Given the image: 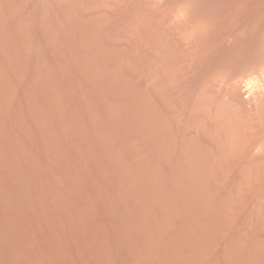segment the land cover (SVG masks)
<instances>
[{
    "label": "rangeland",
    "instance_id": "obj_1",
    "mask_svg": "<svg viewBox=\"0 0 264 264\" xmlns=\"http://www.w3.org/2000/svg\"><path fill=\"white\" fill-rule=\"evenodd\" d=\"M211 1L0 0V264H264L263 0Z\"/></svg>",
    "mask_w": 264,
    "mask_h": 264
},
{
    "label": "bare ground",
    "instance_id": "obj_2",
    "mask_svg": "<svg viewBox=\"0 0 264 264\" xmlns=\"http://www.w3.org/2000/svg\"><path fill=\"white\" fill-rule=\"evenodd\" d=\"M188 1H189V0H188ZM208 1H209V0H208ZM210 1H211V0H210ZM238 1H239V0H238ZM254 1H255V0H254ZM191 2H192V1H191ZM205 2H206V1H205ZM211 2H213V1H211ZM215 2H216V1H215ZM220 2H221V1H220ZM241 2H243V1H241ZM195 3H196V2H195ZM195 3H194V4H195ZM197 3H199V2H197ZM197 3H196V4H197ZM206 3H208V2H206ZM231 3H232V2H231ZM235 3H236V1H235ZM238 3H239V2H238ZM246 3H247V2H246ZM256 3H257V2H256ZM261 3H262V4H261ZM261 3H260V6L263 5V6H262L263 8H261V9L263 10V12L260 11L261 14H262V15L260 14V15H261V16H260L261 18H257V17H256L257 20H258V19H261V21H260V23H259V24H261V25H260L261 33H260V36H259L258 38H256V39H258V40L260 39V42L257 41V40H255L254 43L257 42V44H256L257 46H256V45H253V44H251V45L256 46V48H255V47H254L253 49L251 48L252 50L249 49V50L252 51V52L254 51V49H256V52H254V53H258V54H255V55H257V57H258V56L260 57L259 54H261V58H258L259 61L256 59V62L258 61V62H257L258 66H260V65H263V66H264V0H263ZM189 4H190V3H189ZM194 4H193V5H194ZM202 4H203V3H202ZM209 4H210V3H209ZM223 4H224V3H223ZM258 4H259V3H258ZM186 5H187V4H186ZM210 5H211V4H210ZM214 5H215V4H214ZM229 5H231V4H229ZM232 5H233V4H232ZM237 5H239V4H237ZM245 5H246V4H245ZM245 5H243V6H245ZM248 5H249V4H248ZM251 5H252V4H251ZM255 5H257V4H255ZM195 6H196V5H195ZM198 6H199V5H198ZM218 6H219V5H218ZM190 7H191V5L189 6V8H190ZM206 7H208V6H206ZM230 7H231V6H230ZM233 7H234V5H233ZM240 7L242 8V6H240ZM254 7H255V6H254ZM192 8H193V7H192ZM192 8H191V10L193 11ZM194 8H195V7H194ZM222 8H223V7H222ZM245 8H246V7H245ZM247 8H248V7H247ZM252 8H253V6H252ZM259 8H260V7H259ZM197 9H198V7H197ZM207 9H208V8H207ZM214 9H215V7H214ZM217 9H218V8H217ZM261 9H259V10H261ZM208 10H209V9H208ZM222 10H224V8H223ZM212 11H213V10H212ZM217 11H218V10H217ZM220 11H221V9H220ZM220 11H219V12H220ZM190 12H191V11H190ZM193 12H194V11H193ZM202 12H203V10H202ZM214 12H215V11H214ZM214 12H213V13H214ZM260 12H259V13H260ZM194 13H195V12H194ZM199 13H200V11H199ZM208 13H209V12H208ZM254 13H257V12H254ZM177 14H178V13H177ZM197 14H198V13H197ZM197 14H196L195 17H197ZM203 14H204V13H203ZM209 14H210V13H209ZM194 15H195V14H194ZM205 15H206V14H205ZM253 15H254V14H253ZM200 16H201V15H200ZM207 16H208V15H207ZM207 16H206V17H207ZM216 16H217V15H216ZM192 17H193V16H192ZM208 17H209V16H208ZM208 17H207V18H208ZM252 17H253V16H252ZM177 18H178V16H177ZM193 18H194V17H193ZM197 18H198V17H197ZM210 18H212V16H211ZM256 18H255V19H256ZM170 19H171V18H170ZM194 19H195V18H194ZM194 19H193V20H194ZM198 19H199V18H198ZM200 19H201V18H200ZM255 19H254V20H255ZM175 20H176V19H175ZM177 20H178V19H177ZM177 20H176V21H177ZM251 20H252V19H251ZM203 21L205 22V20H203ZM210 21H211V19H210ZM255 21H256V20H255ZM198 22H199V21H198ZM249 22H250V20H249ZM251 22H252V21H251ZM206 24H207V23H206ZM253 25H254V24H253ZM152 26H153V24H152ZM154 26L156 27L155 23H154ZM253 28H254V27H253ZM254 29H256V26H255ZM156 30H157V29H156ZM259 30H260V29H259ZM153 32H154V30H153ZM155 33H156V32H155ZM256 33H257V32H256ZM150 34H151V31H150ZM157 35H158V34H157ZM232 35H234V34H232ZM238 35H239V34H238ZM252 35H253V34H252ZM257 35H259V34H257ZM257 35H256V36H257ZM249 36H250V35H249ZM249 36H248V37H249ZM253 36H254V35H253ZM153 37H154V36H153ZM235 37H236V36H235ZM157 38H158V37H157ZM240 38H241V37H240ZM240 38H239V39H240ZM251 38H252V36H251ZM249 39H250V38H249ZM153 40H154V39H153ZM234 40H235V39H234ZM151 41H152V39H151ZM237 41H238V40H237ZM252 41H253V39H252ZM245 42H246V41H245ZM250 42H251V41H250ZM258 42H259V45H258ZM153 43H154V42H153ZM237 43H238V42H237ZM251 43H252V42H251ZM156 44H157V41H156ZM156 44H155V45H156ZM241 44H242V43H241ZM244 45H245V44H244ZM248 45H249V44H248ZM248 45H247V46H248ZM156 47H157V46H156ZM242 47H243V46H242ZM242 47H241V48H242ZM235 48H236V47H235ZM156 49H157V48H156ZM243 49H244V48H243ZM247 49H248V48H247ZM247 49H246V50H247ZM157 50H158V49H157ZM240 50H241V49H240ZM244 50H245V49H244ZM238 51H239V50H238ZM247 51H248V50H247ZM157 52H158V51H157ZM157 52H156V53H157ZM230 52H233V51H230ZM152 53H153V52H152ZM237 53L239 54V52H237ZM241 53H242V52H241ZM246 53H247V52H246ZM160 54H161V53H160ZM244 54H245V53H244ZM154 55H155V54H154ZM157 55H158V54H157ZM229 55H230V54H229ZM246 55H247V54H246ZM252 55H253V54H252ZM252 55H251V56H252ZM240 56H241V55H240ZM154 58H155V57H154ZM243 58H244V57H243ZM247 58H248V57H247ZM248 59H249V58H248ZM248 59H247V61H248ZM233 60H234V59H233ZM260 60H263V63H261L262 61L260 62ZM242 61H243V60H242ZM251 61H252V59H251ZM254 61H255V58H254ZM152 62H154V61H152ZM158 62H159V60H158ZM158 62H157V63H158ZM235 62H236V61H235ZM243 62H244V61H243ZM157 63H156V64H157ZM237 63H238V62H237ZM253 63H254V62H253ZM259 63H261V64L259 65ZM158 64H159V63H158ZM240 64H241V63H240ZM246 64H247V62H246ZM232 65H233V64H232ZM241 65H242V64H241ZM237 66H238V65H237ZM250 66H251V64H250ZM246 67H247V65H246ZM256 67H257V66H256ZM152 68H153V67H152ZM244 68H245V67H244ZM253 68L256 70V68H255L254 66H252V69H253ZM260 68H262V69H260L261 71H262V70L264 71V69H263L262 66H261ZM156 69H157V68H156ZM231 69H232V68H231ZM237 69H238V68H237ZM246 69H247V68H246ZM250 69H251V68H250ZM242 70H243V69H242ZM233 71H234V70H233ZM245 71H246V70H245ZM249 71H251V70H249ZM257 71H258V70H257ZM261 71H260V72H261ZM263 71H262V72H263ZM152 73H153V72H152ZM261 74H262V73H261ZM263 74H264V73H263ZM151 75H152V74H151ZM260 76H261V75H260ZM260 76H259V78H260ZM152 80H153V79H152ZM260 81H261V80H260ZM259 87H260V86H259ZM262 87H263V86H262ZM153 89H154V88H153ZM237 89H238V88H237ZM257 89H258V88H257ZM263 90H264V89H263ZM152 91H153V90H152ZM235 91H236V90H235ZM235 91H234V93H235ZM237 91H238V90H237ZM245 91H246V90H245ZM153 92H154V91H153ZM232 92H233V91H232ZM247 92H248V91H247ZM239 93H240V92H239ZM239 93H238V94H239ZM250 93H251V92H250ZM252 93H253V92H252ZM238 94L236 93V95L234 94V96H231L232 101H233L234 103L238 104L237 106H239V105H242V106H243V105H252L253 101L255 100V96H254V97L252 96V99H251V96H250V97H249L250 100H251V101H250V100H248V99H249V98H248L249 95H247V97H245V98H247V99H244V97H242V96H240V94H239V95H238ZM247 94H248V93H247ZM183 95H184V94H183ZM196 95H197V94H196ZM252 95H253V94H252ZM185 96H186V95H185ZM256 96H257V94H256ZM260 96H261V95H260ZM260 96H259V97L257 96V97H258V98H262V97H260ZM263 96H264V95H263ZM153 97H154V96H153ZM195 97H196V96H195ZM154 98L156 99V96H155ZM154 98H153V99H154ZM196 98H197V97H196ZM155 99H154V100H155ZM256 99H257V98H256ZM256 101H257V100H256ZM259 102H260V99H259ZM154 103H155V102H154ZM189 103H190V102H189ZM193 104H194V103H193ZM257 104H258V103H257ZM259 104H260V103H259ZM262 104H263V103H262ZM254 105H256V102H255ZM197 106H198V105H197ZM215 106H216V105H215ZM215 106H214L213 108H215ZM234 106H236V105L234 104ZM195 107H196V106H195ZM195 107H194V108H195ZM216 107H217V106H216ZM254 107H255V106H254ZM196 108H197V107H196ZM196 108H195V109H196ZM238 108H239V107H238ZM248 108H249V107H248ZM250 108H251V107H250ZM197 109H198V108H197ZM200 109H201V108H200ZM202 109H203V108H202ZM202 109H201V110H202ZM246 109H247V108H246ZM216 110H217V108H216ZM253 110H254V109H253ZM204 112H205V110H204ZM194 113H195V112H194ZM214 113H216V111H215ZM216 114H217V113H216ZM219 114H220V113H219ZM196 115H197V114H196ZM222 115H223V111H222ZM191 117H192V116H191ZM193 117H194V116H193ZM195 117H196V116H195ZM198 117H199V116H198ZM204 117H206V116H204ZM207 117H208V116H207ZM210 117H211V115H210ZM210 117H209V118H210ZM214 118H215V117H214ZM196 119H197V118H196ZM206 119H208V118H206ZM218 119H219V118H218ZM181 120H182V119H181ZM198 120H200V119H198ZM210 120H211V119H210ZM210 120L208 119L209 122H210ZM204 121H205V120H204ZM185 122H186V121H185ZM196 122H197V121H196ZM258 123H259V122H258ZM208 125H209V124H208ZM212 125H213V124H212ZM212 125H211L210 127H214V125H213V126H212ZM217 125H218V124H217ZM219 126H220V125H219ZM210 127H209V128H210ZM188 128H189V127H188ZM202 128H203V127H202ZM207 129H208V128H207ZM224 129H225V128H224ZM226 129H227V128H226ZM226 129H225V130H226ZM198 130H199V129H198ZM227 130H228V129H227ZM196 131H197V130H196ZM210 131H211V130H209V132H210ZM222 131H223V126H222ZM215 132H216V131H215ZM215 132H214V133H215ZM225 133H226V132H225ZM209 134H210V133H209ZM217 134H218V133H217ZM220 134H221V133H220ZM225 135H226V134H225ZM236 135H237V134H236ZM200 136H201V134H200ZM222 136H223V135H222ZM234 136H235V135H234ZM205 137H206V136H205ZM215 137H216V134H215ZM232 137H233V136H232ZM216 138H217V137H216ZM228 138H231V137H228ZM263 138H264V137H263ZM204 139H205V138H204ZM207 139H208V138H207ZM235 139H236V138H235ZM200 140H201V139H200ZM214 140H215V139H214ZM224 140H225V139H224ZM229 140H230V139H229ZM229 140H228V141H229ZM231 140H232V138H231ZM210 141H211V140H210ZM240 141H241V140H240ZM259 141H261V140H259ZM259 141H258V142H259ZM215 142H216V141H215ZM219 142H220V141H219ZM223 142H224V141H223ZM234 142H235V140H234ZM263 142H264V141H263ZM231 144H232V143H231ZM231 144H230V145H231ZM233 144H234V143H233ZM244 144H245V143H244ZM214 145H215V144H214ZM223 145H225V144H223ZM259 145H260V144H259ZM215 146H216V145H215ZM226 146H227V145H226ZM250 146H252V145H250ZM263 146H264V145H263ZM213 147H214V146H213ZM213 147H212V148H213ZM214 148H215V147H214ZM220 149H221V148H220ZM263 149H264V148H263ZM218 150H219V149H218ZM221 151H222V150H221ZM233 151H234V150H233ZM263 151H264V150H263ZM216 152H217V151H216ZM217 153H218V152H217ZM249 156H250V155H249ZM250 163H251V162H249V164H250ZM254 163H255V162H254ZM245 164H246V163H245ZM245 164H244V165H245ZM223 165H224V164H223ZM247 165H248V164H247ZM258 165H259V164H258ZM235 166H236V165H235ZM206 167H207V166H206ZM239 167H241V166H239ZM242 167H243V166H242ZM250 168H251V167H250ZM242 169H243V168H242Z\"/></svg>",
    "mask_w": 264,
    "mask_h": 264
}]
</instances>
